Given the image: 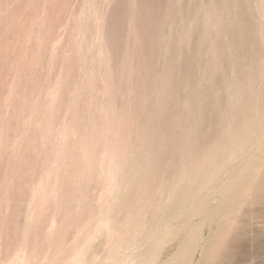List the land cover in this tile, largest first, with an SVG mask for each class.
Here are the masks:
<instances>
[{"label": "rangeland", "instance_id": "rangeland-1", "mask_svg": "<svg viewBox=\"0 0 264 264\" xmlns=\"http://www.w3.org/2000/svg\"><path fill=\"white\" fill-rule=\"evenodd\" d=\"M76 263L264 264V0H0V264Z\"/></svg>", "mask_w": 264, "mask_h": 264}, {"label": "bare ground", "instance_id": "bare-ground-1", "mask_svg": "<svg viewBox=\"0 0 264 264\" xmlns=\"http://www.w3.org/2000/svg\"><path fill=\"white\" fill-rule=\"evenodd\" d=\"M51 229V228H50ZM81 263V262H80ZM77 264V263H76Z\"/></svg>", "mask_w": 264, "mask_h": 264}]
</instances>
